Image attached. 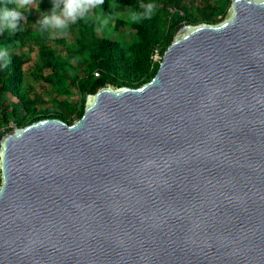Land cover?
Returning <instances> with one entry per match:
<instances>
[{"label": "water", "instance_id": "water-1", "mask_svg": "<svg viewBox=\"0 0 264 264\" xmlns=\"http://www.w3.org/2000/svg\"><path fill=\"white\" fill-rule=\"evenodd\" d=\"M0 264H264V0L184 24L155 75L0 137Z\"/></svg>", "mask_w": 264, "mask_h": 264}, {"label": "trees", "instance_id": "trees-1", "mask_svg": "<svg viewBox=\"0 0 264 264\" xmlns=\"http://www.w3.org/2000/svg\"><path fill=\"white\" fill-rule=\"evenodd\" d=\"M34 1L33 12L21 9L16 27L0 32V46L7 49V55L0 59V128L10 122L23 127L42 118L71 124L82 116L87 94L108 84L140 87L155 75L164 51L182 25L217 23L225 17L231 2L154 0V15L132 21L129 16L139 12L148 0H104L87 17L69 19L67 25L57 28L41 21L45 12L62 13L65 0ZM15 4L16 0H0V7ZM114 6L127 8L126 18H116L114 27L119 31L127 26L132 29L133 38L128 42L97 35V26L105 15L110 17ZM68 36L73 40L68 42ZM57 44L63 45V52L55 48ZM30 62L32 66L25 69ZM96 70L97 76L93 74ZM30 79L43 83L41 87L52 101L42 98ZM72 88L80 95L76 101L70 99ZM2 134L0 131V137Z\"/></svg>", "mask_w": 264, "mask_h": 264}, {"label": "clouds", "instance_id": "clouds-1", "mask_svg": "<svg viewBox=\"0 0 264 264\" xmlns=\"http://www.w3.org/2000/svg\"><path fill=\"white\" fill-rule=\"evenodd\" d=\"M34 0H16L13 7H0V32L5 29L15 28L19 18L22 15L21 9L29 8ZM104 0H65L62 15L53 12L51 15H44L41 23L45 25H54L62 28L68 24L69 19L72 21L78 18L87 17L90 10L102 5ZM57 5L53 4L55 8ZM156 4L154 0H148L147 3L141 5L139 12H133L129 18L132 21H138L142 18L151 17L156 12ZM7 55V49L0 46V59Z\"/></svg>", "mask_w": 264, "mask_h": 264}, {"label": "rangeland", "instance_id": "rangeland-1", "mask_svg": "<svg viewBox=\"0 0 264 264\" xmlns=\"http://www.w3.org/2000/svg\"><path fill=\"white\" fill-rule=\"evenodd\" d=\"M36 7V2L34 1L33 4L28 8L29 12H33V9H35ZM127 8H122L119 6H114L113 11L110 15V17H108L107 15L104 16V18L101 20V22L99 23V25L97 26L96 32L98 36L101 35H108L113 39H123L124 42H128L133 38V31L130 27H124L122 28L120 31L117 30L114 26H115V19L116 18H126L127 15ZM42 14V13H41ZM62 15V13H59ZM46 15V12H45ZM73 38L71 36L67 37V41L70 42L72 41ZM55 48L61 52H63V45L61 44H57L55 45ZM35 54L32 55L33 60L35 59ZM32 66V62H30L29 64H25L24 68L25 69H29ZM30 82L35 86V88L37 89V92H39L43 97L42 98H48L49 94L48 92H46L43 87H41L40 82L38 81H34L33 79H30ZM72 91V96H71V100L72 101H76L80 98V95L75 91L74 88L71 89ZM50 92V91H49ZM10 100L13 99V97L9 96L8 97ZM48 102L52 101V98H48L47 99ZM53 104V103H52ZM54 105V104H53Z\"/></svg>", "mask_w": 264, "mask_h": 264}, {"label": "built area", "instance_id": "built-area-1", "mask_svg": "<svg viewBox=\"0 0 264 264\" xmlns=\"http://www.w3.org/2000/svg\"><path fill=\"white\" fill-rule=\"evenodd\" d=\"M98 73H99V72H98L97 70L93 72V74H94L95 76H97ZM12 128H14V124H13V122H10L6 127H1V128H0V131H2V132L4 133V132H6V131H9V129L11 130Z\"/></svg>", "mask_w": 264, "mask_h": 264}]
</instances>
